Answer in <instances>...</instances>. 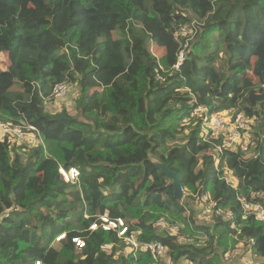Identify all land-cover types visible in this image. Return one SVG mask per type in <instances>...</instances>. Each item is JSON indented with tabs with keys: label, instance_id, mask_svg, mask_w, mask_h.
Returning a JSON list of instances; mask_svg holds the SVG:
<instances>
[{
	"label": "trees",
	"instance_id": "obj_1",
	"mask_svg": "<svg viewBox=\"0 0 264 264\" xmlns=\"http://www.w3.org/2000/svg\"><path fill=\"white\" fill-rule=\"evenodd\" d=\"M0 53V122L31 124L44 143L0 139V264H153L91 230L105 213L163 243L165 264H237L223 258L238 243L264 258V221L239 199L264 204V0H0ZM60 84L77 89L74 112L51 108ZM225 110L248 119L247 150L205 135ZM161 164L181 174L186 203ZM176 221L205 240L180 239Z\"/></svg>",
	"mask_w": 264,
	"mask_h": 264
},
{
	"label": "built area",
	"instance_id": "obj_2",
	"mask_svg": "<svg viewBox=\"0 0 264 264\" xmlns=\"http://www.w3.org/2000/svg\"><path fill=\"white\" fill-rule=\"evenodd\" d=\"M187 31L183 29L182 35H186ZM184 57V53H181L180 60ZM181 62L177 66L180 65ZM68 85L60 84L55 87L54 95L55 97H63L67 94ZM203 112H207V110L203 107H199L195 110V114L200 115ZM202 129L206 136L210 137H218L221 134L231 136L230 141H227V138H224L223 143L218 147V150L222 152L225 148H232L237 144L241 143L244 150L248 149L249 141H245L244 132L249 129V121L245 117V114L242 112H238L235 114L234 110H228L226 114L219 115L218 113H214L206 116L205 120L202 124ZM7 139L9 144H13L16 140L19 142L30 143L31 145L43 144V140L40 136V132L31 124H23L16 125L11 122H0V139ZM60 175L64 178L66 182L76 183L80 178V170L71 166L70 168H66L64 166L59 167ZM253 198L261 197L259 193H254L252 195ZM207 195H204L203 200L207 201ZM240 201L242 203L245 216L254 215L257 220L264 221V204L250 201L247 197L241 196ZM214 204L209 203L206 204L201 211V219H209L212 213ZM217 214L224 215L227 219L233 217L234 213L231 209H218ZM164 222V219H161ZM91 230H96L98 228L103 229L104 231H112L118 234V237L121 238L126 246L127 252L137 253L138 251H146L149 252L154 260L153 264H163V257L167 253V247L161 243L160 241H150L144 242L140 239L142 231L140 229L131 228L130 224L122 217L113 218L108 213L100 215L99 221H95L91 224ZM179 228H184V224H175L172 225L169 229L173 233H177ZM185 235H181L180 239L184 240ZM64 234L58 237V240L62 239ZM195 239L191 237L190 240ZM199 239L198 245L202 243L203 238ZM251 242L254 243V240L251 239ZM73 242L82 248L85 244L84 240L75 237L73 238ZM247 260H250L251 264H257L259 260H263L264 258H259L254 253L253 248L248 246L247 250ZM232 255L228 251L224 254V261L230 262L232 260ZM32 264H43L41 261H35ZM179 264H190L189 261L185 260Z\"/></svg>",
	"mask_w": 264,
	"mask_h": 264
},
{
	"label": "rangeland",
	"instance_id": "obj_3",
	"mask_svg": "<svg viewBox=\"0 0 264 264\" xmlns=\"http://www.w3.org/2000/svg\"><path fill=\"white\" fill-rule=\"evenodd\" d=\"M58 18H60V17H58ZM61 19V22H62V25L64 26V25H66V23H67V21L65 20V19H62V18H60ZM153 50V52H154V54L155 55H158L154 50H156L155 48L154 49H152ZM158 56H160V55H158ZM0 62H1V64H2V68H4V66H5V64L7 63V55L6 54H2V53H0ZM77 95H78V91H77V89L76 88H74L73 90H71L69 93H68V96H67V94L65 95V96H61V97H56L57 99H58V101H56V102H54L53 104L51 103L50 104V106H51V108H53V109H56V110H54V111H59V110H61L63 107V104H66V106H67V108L71 111V112H74L75 111V106H74V104H71V102L75 99V97H77ZM228 112V110H225V111H220L218 114L219 115H224V114H226ZM71 136H74V137H76L77 136V133H72L71 134ZM225 138H227V141H230V138H231V136L229 135H227ZM247 138V139H246ZM183 139L182 138H179L178 139V143L179 144H182L183 143ZM245 141H249V136H248V134H247V137L245 136ZM234 147V146H233ZM52 175V172H44V173H41L40 174V177L42 178V181L44 182L45 181V179H47L48 177H50ZM232 182H235V184H237L236 183V180H233ZM187 196H186V194H185V197H184V199H183V201H184V203H186L187 202V198H186ZM202 205H204V204H202ZM205 206V205H204ZM188 214H189V212H187L186 213V215L188 216ZM166 222L164 221V222H162L161 221V219L158 221V223L156 224V226L157 227H160V226H166V224H165ZM176 223L177 224H180V225H183L184 224V228H182V234L183 235H185V237L186 236H190V237H194V238H203L204 240H205V236H203V235H201V234H197L195 231H194V233H190V232H188L187 231V227H186V224L185 223H183L182 221H176ZM162 232V231H161ZM55 245V247L56 248H59L60 246H61V244L60 243H55L54 244ZM246 248H248L246 245H244V243H238L235 247H230V249L228 250L230 253H231V255H232V257H233V259H237V260H239L240 262H237V264H251L250 263V260H247V253H246ZM39 259L40 258H38V260H36V261H39ZM163 262V261H162ZM166 262H168V264H171V262H169V260H167ZM225 262H227V261H225ZM263 262V260H259L258 262H257V264H263L262 263ZM163 264H165L164 262H163ZM256 264V263H255Z\"/></svg>",
	"mask_w": 264,
	"mask_h": 264
},
{
	"label": "water",
	"instance_id": "obj_4",
	"mask_svg": "<svg viewBox=\"0 0 264 264\" xmlns=\"http://www.w3.org/2000/svg\"><path fill=\"white\" fill-rule=\"evenodd\" d=\"M161 169L169 178L172 179V184L174 187V196L178 200H183L185 197V192L182 186V176L179 172L171 169L166 164H161Z\"/></svg>",
	"mask_w": 264,
	"mask_h": 264
},
{
	"label": "crops",
	"instance_id": "obj_5",
	"mask_svg": "<svg viewBox=\"0 0 264 264\" xmlns=\"http://www.w3.org/2000/svg\"><path fill=\"white\" fill-rule=\"evenodd\" d=\"M156 49V50H154L158 55H160V56H162L163 55V53H164V51L162 50V49H160V48H158L157 46H152V49Z\"/></svg>",
	"mask_w": 264,
	"mask_h": 264
}]
</instances>
